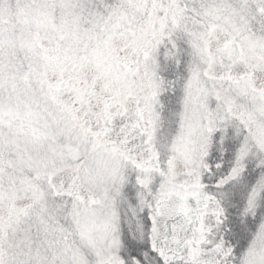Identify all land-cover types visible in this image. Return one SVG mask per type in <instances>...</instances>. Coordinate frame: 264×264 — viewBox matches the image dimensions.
<instances>
[{
    "label": "snow or ice",
    "instance_id": "1",
    "mask_svg": "<svg viewBox=\"0 0 264 264\" xmlns=\"http://www.w3.org/2000/svg\"><path fill=\"white\" fill-rule=\"evenodd\" d=\"M0 264H264V0H0Z\"/></svg>",
    "mask_w": 264,
    "mask_h": 264
}]
</instances>
